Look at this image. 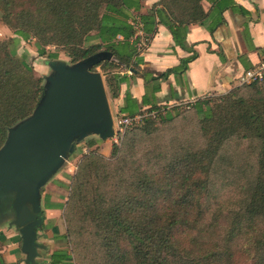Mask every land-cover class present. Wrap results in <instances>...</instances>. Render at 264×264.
Here are the masks:
<instances>
[{
    "label": "trees",
    "instance_id": "obj_1",
    "mask_svg": "<svg viewBox=\"0 0 264 264\" xmlns=\"http://www.w3.org/2000/svg\"><path fill=\"white\" fill-rule=\"evenodd\" d=\"M201 1L158 0L139 16L140 30L148 41L155 26L162 24L175 43L181 44L183 30L208 17ZM140 2L0 0L1 22L14 36L0 40V148L9 129L33 113L44 92L42 78L35 77L24 55H16L20 41L34 40L38 57L49 60H56L57 54L47 48H58L71 64L103 51L110 53L115 61L102 60L91 72L99 68L113 99L126 82L127 72L141 76L145 83L186 72L195 54L159 77L147 79L139 72V39L130 13L140 10ZM129 100L127 91L120 113L134 115L129 111ZM150 102L149 97L143 98V104ZM160 109L164 108L152 106L149 111ZM193 109L202 116V142L198 145L179 143L172 151L166 148L142 154L139 147L144 137L152 134L153 120H144L143 127L133 132L127 133L136 126L128 128L112 145L109 157L97 151L95 140L84 142L89 152L71 177L63 218L68 226L78 215L81 223L88 222L94 229L97 251L104 254L102 258L92 254L85 264H234L232 244L241 238L254 248L252 264H264V78L226 94L200 98ZM158 118L166 121L171 116L165 112ZM233 138L247 143L255 161L246 164L242 173L240 150L233 155V177L241 182L240 176L249 173L240 185L244 190L239 207L222 205L207 222L199 198L208 195L211 177L216 174L213 172L223 161L221 152ZM108 182L111 189L104 192L100 185ZM223 211L232 218L226 235L219 237L216 220ZM69 229L67 238L71 236ZM182 233L198 240L191 241L188 250L177 240L176 235ZM120 239L126 243V250L120 249ZM202 240L213 244L203 250L199 245Z\"/></svg>",
    "mask_w": 264,
    "mask_h": 264
},
{
    "label": "crops",
    "instance_id": "obj_2",
    "mask_svg": "<svg viewBox=\"0 0 264 264\" xmlns=\"http://www.w3.org/2000/svg\"><path fill=\"white\" fill-rule=\"evenodd\" d=\"M157 1L141 0L140 10L130 13L136 28L135 36L139 39L136 44L141 61L139 72L147 79L159 77L168 69L177 67L182 59L193 54L195 57L184 74H171L157 82L145 83L141 76L127 72L126 82L120 85L119 94L114 99L116 116L110 110L113 127L110 138L117 135V119L121 115H129L128 111L120 113L125 106L127 91L134 101H128L131 104L129 111L133 114L149 111L152 106L169 109L180 104H194L200 98L228 93L239 86V79L245 71L264 60V0H202L201 6L208 17L203 23L184 29L181 44L175 43L162 24L155 26L156 30L148 41L141 32L139 16L146 14ZM67 58L60 57L54 61L71 69L80 67L78 63L71 64ZM108 61L115 59L111 56ZM145 96L149 97L150 103L143 104ZM95 136L100 141L106 140ZM76 141L71 143L73 151L68 153L65 161L75 152ZM58 173L59 169L38 184V210L33 211L29 207L39 220L34 228L35 264H74L62 217L67 198L56 200L58 187L50 186ZM14 197V193L8 192L0 199L5 206L0 213V264H31L28 253L23 250L20 228L13 225L16 216Z\"/></svg>",
    "mask_w": 264,
    "mask_h": 264
},
{
    "label": "water",
    "instance_id": "obj_3",
    "mask_svg": "<svg viewBox=\"0 0 264 264\" xmlns=\"http://www.w3.org/2000/svg\"><path fill=\"white\" fill-rule=\"evenodd\" d=\"M111 56L107 52L98 53L77 62L80 67L75 69L61 62L51 63L55 76L48 79L47 89L43 86L41 104L21 121L17 130L9 129L0 150V199L8 192L15 194L13 225L20 228L23 250L31 264H35L34 228L39 220L29 207L38 210V184L65 162L77 136L79 139L89 134L102 139L113 136L103 79L99 73L88 71ZM23 171L24 177L20 176Z\"/></svg>",
    "mask_w": 264,
    "mask_h": 264
},
{
    "label": "rangeland",
    "instance_id": "obj_4",
    "mask_svg": "<svg viewBox=\"0 0 264 264\" xmlns=\"http://www.w3.org/2000/svg\"><path fill=\"white\" fill-rule=\"evenodd\" d=\"M12 37L14 36L11 30L7 26L3 25L0 19V40L3 41ZM47 50L49 52L57 54L56 60H60V57L66 58L64 52L60 51V49L58 48L48 47ZM15 51L16 55L19 57L24 55L26 62L30 66H32L35 77L42 78V85L47 89L48 79L53 78L55 76L54 71L50 67V64L54 63L55 61L49 60L47 58L38 57L34 40H30L28 42L20 41V43L15 47ZM67 60L69 61L68 58ZM91 68L92 67L88 69L89 72L93 71V68ZM95 72L101 74V71L99 69H96ZM102 78L110 110L112 112V115L116 116L114 99L111 97V93L103 76ZM43 95L44 94L41 95L36 108L39 107V105L41 104ZM166 113L167 115L171 116L170 120L161 121V119H159L158 117L153 119H147L148 121L153 120L154 125L152 128V134L149 137H144L139 147V151L142 154L145 153L147 150L161 151L165 150L166 148H168L169 151H172V149L175 148V146L179 143L195 142V144L197 145L201 144L202 140H200L199 125L201 124L202 116L196 113L195 109H193V104H180L177 106H173L167 109ZM144 123H141L133 129L127 131V133L133 132L136 129H141ZM21 125L22 124L20 122L12 128H14V130H17ZM76 139H79V137L77 136L74 141H76ZM117 139L116 137H113L100 141L98 140L97 136L89 134L88 136L77 140L80 144L77 141L75 142V152L71 155L68 160H66L67 162L65 161L59 167L58 175L55 176L50 182V186L58 187L57 191L59 190V192L55 194L56 200L63 201L65 198H68V195L70 193L69 185L71 183V177L75 174L76 168L84 154H87L89 152V149L85 147L84 142L89 140H95L97 142V151H99L101 155L109 157L112 145L119 142L117 141ZM239 150L242 157V173L247 169L246 164H254L255 155L251 153L249 155V151L247 150V143L245 141L241 142L237 138H233L225 144L224 149L221 152L223 161L215 169L216 171L213 172L216 174L212 175L211 177L208 195H200L199 198L200 203L204 207L205 219L207 222L211 220L215 214H217V209H219L222 205L224 207L232 205V208L239 207V198L241 197L244 190H241L240 185L245 183L246 180L243 179L246 177L245 175L247 174V177L249 176V173L247 172L246 174H242L240 176L241 179H239L241 182L238 181L237 177H233L236 172L233 168V155H237L239 153ZM235 152L237 153L235 154ZM20 176H26L24 171L21 172ZM111 185L110 183L105 185L102 184L100 185V188H102L104 192H108L111 189ZM1 202L2 201L0 200V207H2L0 213L5 207L4 205H2ZM231 218L232 217L230 216V214L225 211H223L222 214L218 216L216 220V233L219 235V237H224L226 235V231L229 228ZM73 219L74 220L71 222V224H68L67 226V223L66 221H64L63 218L66 235L67 229L70 227L69 230L71 236H69L67 240L69 252L73 256V263L85 264L87 263V261H89V258L90 256H92V254H99V257L102 258V255L104 253H100L97 251L98 247L96 246V241L94 238V229L92 228V226L88 222L81 223L79 221L78 215L73 216ZM176 237L179 244L183 247L184 250H188L190 248V246L192 245L191 241H198L193 235H184L183 233L182 235L177 234ZM201 244V249L207 250V248H210L209 245L213 243L210 241L202 240L200 241L199 245ZM232 246L234 264H252V257L255 255L254 248L252 246H247L246 238L236 240L232 244ZM119 247L123 250H126L128 248L126 243L122 239L119 240ZM94 248H96V250Z\"/></svg>",
    "mask_w": 264,
    "mask_h": 264
},
{
    "label": "built area",
    "instance_id": "obj_5",
    "mask_svg": "<svg viewBox=\"0 0 264 264\" xmlns=\"http://www.w3.org/2000/svg\"><path fill=\"white\" fill-rule=\"evenodd\" d=\"M264 78V60L261 61L259 64L254 66L253 68L244 72L242 77L239 79V86L250 84L253 82H260ZM168 108L160 109L159 111H141L134 115H121L117 121V141L120 140L121 136L124 132L133 126H137L141 124L144 120L149 118H156L158 115H164ZM118 143V142H117Z\"/></svg>",
    "mask_w": 264,
    "mask_h": 264
}]
</instances>
